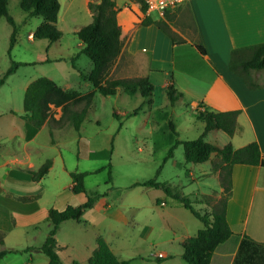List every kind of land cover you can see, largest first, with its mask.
Segmentation results:
<instances>
[{"label": "crops", "instance_id": "obj_1", "mask_svg": "<svg viewBox=\"0 0 264 264\" xmlns=\"http://www.w3.org/2000/svg\"><path fill=\"white\" fill-rule=\"evenodd\" d=\"M58 1L60 12L57 27L63 35L54 44L60 48V60L68 61L75 56V49L63 47L64 37H68L66 43L75 41L76 50H83L84 45L77 34L93 21L90 3L100 0ZM115 1L119 9L117 21L122 29L123 49L109 77L148 78L154 91L145 102L151 107L156 105L155 90H167L169 95L170 89L174 88L182 94L176 103L188 95L198 119L199 111H239L238 128L233 137L221 130L211 131L208 136L215 137L213 140L216 141H212L214 144H231L235 149L251 143L259 145L263 165H236L233 168L232 194L227 209V220L233 235L217 247L211 264H264V72L251 71L248 74L255 85L251 87L244 76L230 68L235 50L264 44V0H185L164 17L156 12L145 13L136 1ZM12 2L20 4V0H10L9 7ZM146 18L152 19L153 23L145 25ZM157 21L166 24L169 33L160 29ZM35 23L36 29L29 34L30 41L34 40L30 39V35L43 20ZM198 46H202L205 53ZM92 70L91 62L83 72ZM39 78L31 75L20 81L17 87L19 94L24 98L29 85ZM57 78L61 79L59 75L50 77L64 90H73L70 84L64 87ZM6 83L0 87V91ZM2 106L0 251L12 250L16 253L5 256L0 264H16L15 258H10L13 256L21 257L22 264H28L29 260L33 264H48L49 259L43 258L40 248L52 229L50 211L79 207L93 193L97 194L96 202L85 211L81 221L64 222L57 234L58 254L64 264H89L99 238L107 242L120 260L129 259L123 254L132 251L135 255L129 260L141 261L140 264H186L183 244L197 235L204 225L182 203L174 199L177 204H173L165 199L162 190L143 186L134 188L149 189L144 198L119 201L111 196L112 187L104 194L89 191L86 179V193H75L71 174L83 171L75 169L68 161V153L63 150V137L59 138L54 133L56 129L63 131L73 127L71 124L53 127V123L62 117V108L52 106L48 121L32 134L23 118V103H16L13 97H9ZM204 128L203 123L202 133ZM88 155L95 157L97 154ZM170 159H173L175 166L184 170L191 165L186 161H176L174 155ZM49 160L53 166L43 179L35 181L29 177L30 172L39 171ZM219 162L220 159L213 155L206 163L194 164L200 167L203 177L213 176L217 179L219 191L214 192V196L203 191L201 182L194 176V169L186 171V175L197 182L193 194L195 200L203 203L202 213L211 212L217 203L216 197H220L224 191L220 171L214 170L212 173L214 164ZM182 188L178 189L179 192L186 195ZM150 189L155 192H150ZM128 226L132 227L130 231L133 233H130ZM27 249L29 251L25 252ZM158 252L164 257L157 258Z\"/></svg>", "mask_w": 264, "mask_h": 264}, {"label": "trees", "instance_id": "obj_2", "mask_svg": "<svg viewBox=\"0 0 264 264\" xmlns=\"http://www.w3.org/2000/svg\"><path fill=\"white\" fill-rule=\"evenodd\" d=\"M138 2L143 11L147 12V6L143 0H132ZM10 0H0V19L6 18L14 27L11 36L9 56L16 43L17 27L14 19L9 13ZM20 7L27 15V19L41 18L43 23L33 34L34 40H48L51 43L58 42L62 38V32L57 27L60 12L58 0H20ZM93 21L90 25L82 28L77 36L83 43L82 53L93 63V70L88 74L80 72V76L90 82L92 91L82 94L76 90H64L55 81L47 77H41L33 81L24 95V116L28 129L32 134L37 133L50 118L52 106L62 108V117L53 123V127L60 128L66 124L80 132L86 121L89 110L94 102L96 94L104 97H114L120 89L130 95L138 92L144 99H148L154 86L148 78L114 79L109 77L110 70L122 53V29L117 21L119 9L115 0H100L90 3ZM153 23L146 18L145 25ZM156 24L160 29L169 33V28L162 21ZM205 53L202 46H198ZM248 52V53H247ZM246 53L248 55H246ZM12 60L11 67L0 78V87L14 74L21 65ZM230 68L233 72L244 76L249 86L254 87L253 81L248 78L252 72L264 71V44L235 50L232 53ZM182 94L177 93L174 88L169 91V98L173 105L180 99ZM239 111L216 113L211 111H199V119L205 124L202 135L189 141H177L176 145H182L184 157L187 164H203L211 160L213 155L219 159L213 169L220 171L221 186L224 191L217 204L211 212L202 213L196 210L191 199L181 192L173 190L168 184L159 182L156 178L138 182L133 187L143 186L162 190L167 196L179 201L186 209L198 218L204 225L197 235L183 244V257L186 264H211L213 254L217 247L225 243L233 231L227 220L228 201L232 194V175L236 165L260 166L263 158L257 143H251L243 148L235 149L231 144L219 146L207 141L211 131L221 130L229 137H233L238 128ZM173 127V125L171 124ZM173 131H175L173 129ZM173 157V149L169 152L168 159ZM53 166L51 160L47 161L37 172H30L29 177L35 181L43 179ZM110 183H112V168L109 165ZM89 173L73 172L71 177L74 181V191L77 194L86 193L85 179ZM97 194L88 196L86 203L79 207H68L64 211L52 209L49 220L52 229L48 233L40 250L48 259V264H64L58 254L57 234L61 225L66 221H81L86 210L93 207ZM29 249L25 250L28 252ZM16 253L12 250L0 251V261L8 254ZM132 260H120L113 253L107 242L99 238L98 247L89 259V264H130ZM73 264H77L76 262Z\"/></svg>", "mask_w": 264, "mask_h": 264}, {"label": "rangeland", "instance_id": "obj_3", "mask_svg": "<svg viewBox=\"0 0 264 264\" xmlns=\"http://www.w3.org/2000/svg\"><path fill=\"white\" fill-rule=\"evenodd\" d=\"M9 13L17 27L16 43L11 50L10 57L8 52L14 27L6 18L0 19V78L6 72L7 67H11L12 60L18 63L33 64L21 65L16 71L17 75L10 80L11 76L7 79L8 83L0 91L1 111L6 98L13 97L16 103H23L24 98L19 94L17 87L20 81H24L31 75L40 78L59 75L61 79H57L64 87L68 83L71 89L82 94L92 90L90 82L85 81L78 72L85 71L87 64H91V60L82 51L79 52L74 48L76 47L75 41L69 40V43H66L65 40H68V37L67 35L64 37L63 47H73L75 56L68 61L60 60L61 54L58 53L60 48H57L56 44L48 40H29V34L36 29L35 22H41V18L27 19V15L22 11L18 2L10 4ZM68 71L69 76H67ZM154 95L156 105L151 107L145 102L140 92L130 95L124 90H119L114 97L96 94L80 134L70 127L63 131L56 129L54 133L59 138L63 137V150L67 151L68 161L72 166L82 170L83 173L91 174L86 178V187L89 191H99L104 194L112 187L111 196L119 201L144 198L145 192H149V189L134 188L133 185L156 178L178 192L184 187L183 191L186 196L191 194L188 197L195 209L202 212L203 203L195 200L193 194L197 189V182L186 174L194 169V176L197 181L201 182L203 191L211 196L219 191L217 179L213 176L203 177L199 171L200 167L194 164L187 165V170L177 167L173 159H168V155L173 149L175 160L184 163V149L182 145H176L177 141L199 138L203 130V122L198 119L190 106L191 98L188 95L175 105L171 103L167 90L159 88L155 90ZM214 138L210 135L206 139L214 143L216 141L213 140ZM88 153L97 155L90 157ZM109 165L112 168V183H110ZM150 192L155 191L150 189ZM164 196L169 202L176 203L174 199L165 194ZM221 196L216 197L217 202ZM148 197L150 198V195ZM128 229L130 231L132 227L128 226ZM130 233L133 232L130 231ZM132 253V251H127L123 255L131 259L135 255ZM43 256L48 259L45 254ZM10 258H15L16 264H22L21 257ZM176 260L181 261L179 258ZM140 262L136 261L132 264H140ZM27 263L33 264L30 260ZM165 264L177 263L166 262Z\"/></svg>", "mask_w": 264, "mask_h": 264}, {"label": "built area", "instance_id": "obj_4", "mask_svg": "<svg viewBox=\"0 0 264 264\" xmlns=\"http://www.w3.org/2000/svg\"><path fill=\"white\" fill-rule=\"evenodd\" d=\"M147 6V12H156L161 17H164L165 14L180 5H182L185 0H143ZM30 39H33V35H30ZM157 258H163L164 254H156Z\"/></svg>", "mask_w": 264, "mask_h": 264}]
</instances>
